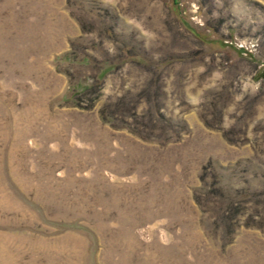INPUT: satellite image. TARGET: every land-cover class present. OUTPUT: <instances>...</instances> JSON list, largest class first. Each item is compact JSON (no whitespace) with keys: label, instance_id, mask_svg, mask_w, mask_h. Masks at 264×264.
<instances>
[{"label":"rangeland","instance_id":"374dc122","mask_svg":"<svg viewBox=\"0 0 264 264\" xmlns=\"http://www.w3.org/2000/svg\"><path fill=\"white\" fill-rule=\"evenodd\" d=\"M0 264H264V0H0Z\"/></svg>","mask_w":264,"mask_h":264}]
</instances>
